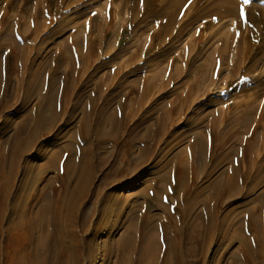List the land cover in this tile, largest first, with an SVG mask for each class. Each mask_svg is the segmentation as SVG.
Listing matches in <instances>:
<instances>
[{
	"label": "bare ground",
	"instance_id": "6f19581e",
	"mask_svg": "<svg viewBox=\"0 0 264 264\" xmlns=\"http://www.w3.org/2000/svg\"><path fill=\"white\" fill-rule=\"evenodd\" d=\"M7 1H9L8 4L11 3V0ZM2 2L3 0H0V3ZM240 2L241 0H158L156 7L149 11L147 15L160 18L157 29L160 31L159 43L164 47V55L182 47L177 41L187 31L184 24L195 19L208 18L205 19L206 21H201L195 35L196 42L202 44L198 57L207 53L205 52L207 50L210 57L215 52V57L211 64L200 61L196 63V66L191 67V71L196 74L192 81H189L188 87L180 94L178 92L177 97L169 101L170 111H166L154 122L143 126L141 124L144 123L146 116H149L154 109L145 108L142 103L155 86L154 75H148V77L152 76L148 80L141 78L143 82L141 86L138 84L137 101L130 99L126 94L128 92L125 93L124 89V92L122 91V87L125 88L127 85L130 86V89L127 88L129 91L134 89L136 87L134 85L140 82L136 79V84L131 79L118 82L112 87L109 86L110 88H105L101 84L97 90L87 89L88 81H91L93 75L96 76V72L86 81L78 78H81L80 75H83L81 73L86 69L85 57L89 54H86L88 50L85 51L86 55L81 57L83 53L79 54L80 51L78 53L75 48L77 59L83 58V64L77 67L78 71H76L75 63L72 64L69 54H66L68 49L62 52L66 48L63 41L67 40L68 36L63 37L62 42L59 41L64 44H62L64 47L62 51L58 46V49L54 51L51 48L44 51L39 46L40 34L38 37L36 35L37 31L41 33L46 29L43 27L45 24L35 21L32 27L34 35L31 39H27L28 26L31 23L28 25L29 21L26 24V20H23L24 23L19 20L20 18H15L21 21V30L17 29L21 36L16 34L14 36L13 29L15 25L18 26L17 21L11 23V18L8 16L10 14L0 9L2 11L0 22V264H98L93 257L96 252L107 256L102 264H213L216 257L222 258L227 253L226 248L224 251L221 250L222 247L216 248L211 255H208L209 247L215 239L218 240V246H221L224 241L231 244L234 240H238L241 245L242 239L245 246V259L247 257L251 264H264V195H260L253 205L246 206L245 220L235 219L234 215L239 210L221 212L222 204L243 191L239 173L241 160L247 165V183L251 181L257 184L264 179V152L256 154L257 156L252 160L253 154H249L246 149L242 150V138L237 137L239 136L237 133L242 131V126L244 133L246 131L248 133V130H245L246 124L253 120L256 110L261 112L262 109L259 108L262 106L257 107L258 109L256 106L250 107L253 97L246 101L235 100L234 92H228L219 98L220 101L225 100L228 95H231L227 97L228 99L233 98L227 99L229 102H225L221 108V117L218 115L219 118L214 117L213 120L211 118L208 124L202 125L205 117L213 111H203V107L209 104L208 101L205 105L203 104L204 106L196 105V97H198L196 92L200 89L203 80L209 76L208 80L211 84H215L216 81L226 83L233 73L235 74V68L241 66L242 22L240 18L241 11L245 8L239 5ZM254 3L257 5L251 6L259 9L263 14L260 8L264 2L254 0ZM61 7L62 5H59L57 9L60 10ZM41 13L43 15V12ZM226 16L236 17L238 20L233 30L232 26L231 30L229 28L230 31L221 30L224 22H218V20ZM59 19L57 23L60 24L63 19ZM80 27L81 31L84 29V24ZM207 28L211 29L208 33L204 31L207 33L205 35L203 30ZM59 32L54 27L50 31V36L54 37ZM85 33L82 35L81 32V37L80 35L71 37V41L75 42L73 44L85 42ZM80 38L82 40L78 42ZM211 40H220L224 46L215 50ZM45 43L51 44L52 38ZM227 43L234 46V51L229 54L226 51ZM263 45L264 43L258 46ZM78 46L79 44L76 47ZM108 47L109 43L106 48ZM69 48L71 50V47ZM260 50L255 52V58L263 52ZM9 52L14 53L11 68L8 64ZM187 60L189 61L186 59L185 62H188ZM87 61L89 63V59ZM173 64L174 60L169 66L170 70H173ZM48 66L50 67L46 70ZM223 70L230 72L229 75L225 76L222 73ZM76 72L79 73V77L75 75ZM173 72H168L169 75L164 78V81L177 79L180 74ZM83 76L85 78V73ZM144 77L146 78L147 75ZM133 94L136 93L133 92ZM32 96L36 98L35 102L24 108ZM19 102L20 104L14 110H9ZM77 113L79 121L70 134L58 130L63 122ZM212 115L214 116V113ZM181 121L190 123L192 127L189 133L184 132L189 135L185 152L175 153L173 165L156 174L149 180L146 188L138 192L140 195L148 192L152 202L161 206L162 213L160 215L148 213L146 206H149L150 202L145 199L142 201L144 209L141 215L137 216L134 201L130 203L124 216L122 207L124 196L118 193L106 196V187L110 183L116 184L133 177L135 172L148 164L152 158H156L158 154L156 151L166 136H170L173 140L183 139L184 133H180L178 137L177 134H169L170 128ZM10 128L12 130L9 134L7 132ZM51 132H54L52 137L55 144L51 142L49 144L54 149L48 155L40 157L39 153L47 149V142H43L42 145L40 143ZM247 133L245 137L248 136ZM92 135L93 142L89 139ZM107 141L111 143L112 148L107 152L101 151ZM121 141L120 150L114 148ZM136 143L140 146H135ZM37 147L38 151L32 156L39 161L33 162L30 159L26 161ZM163 149L164 147L161 148ZM166 153L167 151L163 152V155ZM109 158L112 159L111 163L108 162ZM223 162L230 163L228 171H225L218 179L207 183L203 188L192 189L191 185L196 180L197 174L211 173L212 168ZM48 167L52 168L53 174L51 177L44 178L46 187L41 188L37 195L26 201L31 196L29 187L33 184L32 182L41 179L42 172ZM105 168L108 170L105 171ZM98 173L101 174V178L94 182ZM173 182L174 185L177 184L176 193L169 199L168 195ZM131 185L132 182L127 186ZM252 188L253 186L249 187L247 192ZM86 199L91 201L85 206ZM197 205L200 209L194 211ZM122 215L124 217L121 221ZM109 217L113 218V221L109 222L107 219ZM118 220L121 221L119 228L122 229L118 237L108 239L101 247H98L97 233L107 229L108 236L111 237L117 230ZM101 223L105 226L102 227ZM245 223L249 224V236L241 234V227L243 228ZM234 224L235 227H232ZM226 256L229 257L223 261V264H245L241 263V251L238 253L230 251Z\"/></svg>",
	"mask_w": 264,
	"mask_h": 264
},
{
	"label": "rangeland",
	"instance_id": "374dc122",
	"mask_svg": "<svg viewBox=\"0 0 264 264\" xmlns=\"http://www.w3.org/2000/svg\"><path fill=\"white\" fill-rule=\"evenodd\" d=\"M259 1L264 2V0H259ZM8 2L9 1H7V0H3V2L0 3V7H1L0 9L3 10L4 12H7V14H10L8 16H9V18H11L10 19V22L12 21L11 23H15L16 19L17 18L19 19V17L21 20H24V19L26 20L27 18L32 17V13H30V12H32L31 8L34 5V2L32 0H29L27 2L25 0H23V1L22 0H11V3H9V4H8ZM157 2H158V0H60V1L59 0H42V1L36 0L37 4L35 3V6L46 11V14L43 16H37V14H35L33 16V18L35 20H38V21L40 20V21L44 22L43 24H45V25H43V27L46 28L44 31H42V33H41L42 35L39 33L40 34L39 35V38H40L39 41L41 40L40 41L41 43H39V46L42 47L44 49V51H47L49 48H51L54 51V50H56V48L58 49V47H60V50L62 51V49H64L63 43L65 42L66 48L62 52H66V50L68 49L66 54H69L68 57L71 58L70 60L73 61V62L71 61L72 64L75 63L74 64L75 69L83 64L82 63L83 58H81V57H83V55L85 54V51L88 50V51H86V54L87 53H89V54H87V55L85 54L86 55V57H85L86 61L85 62H87V64L85 63L86 69L84 72L81 73L83 75L85 73V78L83 75L82 76L80 75L81 78H78L79 77L78 72H76V74H75L78 76L77 77L78 79L86 81L90 76H92L96 72V76L93 75L91 77V81H88L87 89H89V88L94 89L95 88L97 90L98 87L101 86V84L104 85L105 88H110L118 82H122L124 80H131V79H133L134 80L133 82H135V79H136L137 82H139V80H140L139 83H137V84H136V82L134 83V84H136L134 86H136L137 89L135 87L134 89L129 91L130 86L127 85V86H125V88L122 87V91L124 92V90H125V93L128 92L126 94L130 99L133 98L134 100H136V99H138V96H139V92L137 91L138 87H139V85L141 86L142 82H143V81H141V78L144 80H148V79H151V77L154 75L156 77V79L153 81V83H155L154 84L155 86L152 88V90L149 92L148 96L146 97L148 100L144 99L145 101L142 102L144 104L143 106L145 108L150 107V108H154V109H153V112L151 114H149V116H146L145 121H144V123L141 124V126H143L144 124H147V123H151L152 121L154 122L157 118H159L166 111H170L169 107H168L169 101L170 100L172 101L173 98H176L178 95V92L180 94V92H182L184 89H186L188 87V84L192 81L193 77L196 74V73L194 74V72L191 71L193 66H196V63L198 64L200 61H205V63L207 62V63L211 64V62L214 61V57H215V54H214L215 52L213 53L212 57L209 56V52H208L209 50L205 51L207 53H205L204 55L198 57L200 54L202 44L196 42L195 35L197 34V31L199 30L198 27L201 25V21L202 22L206 21L205 19H208V18H203V20L195 19V20H192V22L188 21L187 24H184L185 29L187 28L186 29L187 31L185 30L186 33L183 34L181 36V38H179V40L177 41L179 46H182L183 49H182V47L177 48L179 51H175V50H177V49H175L173 52L169 53L168 55L166 53L165 54L166 56H165L163 54V48L164 47L162 46V44L159 43L160 31H158V29H157L158 25H159L158 22L160 21V18L147 15L150 10H152L156 7ZM246 2H249V3H246ZM3 3H4V6H3ZM29 3H32V4L30 5ZM26 4L29 6L27 7ZM253 4H256V3H254V0H241V2L239 3V5H241V7L243 6L245 8L244 10L241 11L242 14H241V18H240L241 22H242L241 23V63H240L241 66L235 68V71H234L235 74L233 73V75L231 76L232 79L231 78L228 79L226 81V83L216 81V83L215 84L212 83L213 84L212 85L211 82L208 80L209 79V76H208V78L206 80H203V82L201 83L200 89L196 92V95L198 96V97H196V100H197L196 105L202 104V106H204L206 104V102L208 101L209 104L203 107V111H205V112L206 111L207 112L213 111L210 115L205 117L202 125H204L205 123L208 124V122L211 121V118L213 120L214 117H216V118H219V116L221 117V115H222L221 114L222 113L221 108L225 105V102L227 103V102H229L228 101L229 99L232 100L233 98L232 99L227 98V97H230L231 95L230 96L228 95L226 97V99L222 100V101H220L219 98L223 95L225 96V93L227 94L228 92L229 93L234 92V94L236 95V97H234L235 100L241 99V101H246V100L250 99L251 97H253L254 98L253 102H250V104H249L250 107L255 108V106H256V109H258L257 107L262 106L261 108H259V109H262L261 112L259 110L258 111L256 110V113L254 114V117H253V120L255 118L254 122H253V120H251L250 122H248V124H246L245 130L246 129L248 130L249 134L246 131L248 136L246 135L247 137H245L246 133H244V127L243 126L241 127L242 131L240 133L239 132L237 133V135H239L237 137L239 138L241 136V138H242L241 139L242 150L246 149L247 152L249 151V154L252 153L253 154L252 160L260 152L261 153L264 152V146H263L264 145L263 144L264 143L263 142L264 141V127H263L264 124H262V122L264 123V79H263L264 78V67H263L264 66V45L262 47L258 46V45H261L264 43V13L262 14L259 9L251 6ZM59 5H62L60 10L57 9V7ZM260 9L264 12V5ZM20 14H22V15H20ZM1 16H2V11H0V22H1ZM63 16H65V17H63ZM58 19L59 20L63 19V21L59 24V23H57ZM65 20H67V22ZM2 21H3V19H2ZM83 22H84V27H83L84 29H81V31H80L79 27L83 25ZM103 22H104V24H103ZM218 22H224V26H223V28H221V30L226 31V30H229V28L231 30V26H232V30H233V28H235V26H236L235 23H237L238 20L236 19V17L233 18L231 16H226V17L218 20ZM11 23L8 24L9 28H10ZM54 27H56V29H58V31H60V32L57 33L54 37H51L50 31H51V29H54ZM209 29H211V28H209ZM209 29L207 28V29L203 30V32L206 31L208 33ZM79 32L80 33L82 32V35L86 32L85 33V42L81 41L82 38H80L78 40V42L81 41V43H78L79 46L77 48L76 46L78 44L74 45L73 43H75V42L71 41V37H75L77 35L79 36L80 35ZM206 32H204V33H206ZM192 33H193L194 37L192 36ZM207 33L205 35H207ZM30 36H31L30 34L27 35L28 38ZM42 36L44 37V39ZM65 36H68L69 39L67 37L68 42L65 39V41H63V43H62L63 45H62L59 41L62 42V38ZM80 37H81V35H80ZM115 37L120 38V43L116 46H115V44H113L110 41L112 38H115ZM49 38L50 39L52 38V43L46 44L45 42H46V40L48 41ZM86 41H87V43L88 42L89 43L87 44ZM189 41H191V43H189ZM211 42H212L211 44L213 46H215V50H217L221 46H224L223 45L224 43L222 44L220 40L219 41L211 40ZM54 43H56L55 44L56 46L53 45ZM70 43L73 45L71 46ZM108 43H109V47L106 48L108 46ZM188 43H189V45H188L189 47L187 46ZM69 47H71V50H69L70 49ZM79 47L81 48V50L82 49L83 50L82 51L79 50L80 49ZM193 47H194V49H193ZM75 48H76V50H78V53L80 51L79 54L83 53L80 57V60L77 59V55H75L76 54V51H74ZM187 48H189V49H187ZM90 49H91V51H89ZM107 49H109V50L107 51ZM185 49H187V50H185ZM258 49H261L260 52H262V50H263V52H262L263 54L260 53L261 56L258 55L259 58H258V56H256V58H255V52ZM72 50H73V52H72ZM226 51L228 52V54L230 52L234 51V46L227 43ZM179 53H181V55ZM59 54L57 56H59ZM175 55H177V56H175ZM13 56H14L13 52L8 53V64H9L10 68L12 66V62L14 59ZM88 59H89V63L87 61ZM186 59H189V61L187 60L188 62H185ZM173 60H174V64L172 66L173 70H170L169 66ZM175 60H177V61L175 62ZM104 61H105V63H104ZM191 61H193V62H191ZM256 64H258V65L256 66ZM188 65H191V66H188ZM50 66H48L46 70H48ZM118 66H119V68H117ZM180 67H181V70H180ZM115 68H116V70H115ZM175 68H177V69L175 70ZM118 69H120L118 71L120 74L118 72H115ZM163 69H165V71ZM76 71H78V68L76 69ZM168 72L178 73L180 75L178 76L177 79L175 78L174 80H171L172 82L166 81L167 79H165V81H164V78H166V76L169 75ZM222 73L225 74V76H227V75H229L230 72L228 73V71L223 70ZM222 73H221V75H222ZM261 73H263V74H261ZM107 75L109 78L106 77ZM146 75H147V77L145 78L144 76H146ZM148 75L149 76L152 75V76L148 77ZM156 75H158V77ZM259 75H261V77ZM159 76H160L161 80L159 79ZM115 77H116V80H115ZM261 79H262L263 83H261L262 82V81H260ZM100 81H101V83H100ZM209 86H211V87H209ZM239 86H241V87H239ZM128 87H129V89H127ZM253 88H255L257 92ZM159 91H161V92H159ZM129 92H130V94H129ZM133 92H135L136 94L138 93L137 96H136V94H133ZM254 92H256V93L254 94ZM35 100H36V98H34V96H32V98L30 100H28L27 103L24 105V108L26 107V105H27V107L32 105L35 102ZM19 104H20V102L16 103L13 107H10L9 110H14V108H16L17 105H19ZM258 104H259V106H258ZM196 105H194V107ZM216 110H218V111H216ZM215 112H217V113H215ZM5 113H7V112H5ZM9 113H11V112H9ZM9 113H7V114H9ZM213 113H214V116L212 115ZM7 114H5V115H7ZM259 114H261V115H259ZM260 118H261L262 122L260 121ZM78 121H79V114L77 113L73 117H71L70 119L63 122L61 124V126L58 128V130L60 129L61 132L66 131L70 134V131H72L77 126ZM199 127H196V128H199ZM247 127L250 129H248ZM191 129H192V127L190 126V123L186 124L183 121L176 122V124L170 128L169 134L174 133V135L177 134V137H178L180 135V133H184V132L189 133V131H191ZM11 130H12V128H10L9 132H7V133L10 134ZM140 131H142V130H140ZM260 131H261V134H260ZM52 133H54V132L47 134L45 136V138H43V140L41 141L40 145H42L43 142H47V144H46L47 149L45 151L42 150V152L39 153L38 156H40V157L46 156L54 149V147L50 146V144H49V142H51L52 144H55L54 138L52 137L53 136ZM185 133H184L185 137L183 139L173 140V138H170V136L169 137L166 136L164 138V142H162L159 145V149L156 151V153H158L156 158H154V159L152 158V160L149 163L147 162L148 164H146L143 168H141L140 170L135 172L133 177L119 181L116 184L110 183L106 187V190H105L106 196L117 194V193L122 194L124 196L123 199H125V200H123V203H122L124 216L127 213L128 206L130 205L131 202H134V201L136 203V206H135L136 214H137V216L141 215V213L144 209V206L142 207V201L145 199H147L150 202V205L146 206V210L148 213H150V214L153 213L155 215H160L162 213L163 209L161 208V206H159L155 202H152V200H151L152 198L149 197L148 192H146L145 194H142V195L138 194V192L141 191L142 189H145L149 180H151L154 176H156V174H158L162 170L167 169L170 165L172 166L173 162H174L173 159H175V155L177 153H180V152L184 153L185 152L184 149H185V146L187 145L186 143H187V140L189 137V135L185 134ZM174 137H176V136H174ZM89 139H90V141L93 142L94 136L93 135L90 136ZM251 140L253 141V143H251L252 145L249 143V142H252ZM259 140H260V142H259ZM121 144H122V141L117 143L116 147H114V148L120 150ZM135 146H140V144L136 143ZM162 147H164L163 150H161ZM111 148H112L111 143H109L107 141L105 146L103 148H101V151L107 152ZM254 148H256V149H254ZM37 151H38V147L35 148L33 150V152H31V154L29 155V157L27 158L26 161H28V159H30L33 162H38L39 160L38 159L35 160V157L32 156ZM94 151L96 152L97 149L95 148ZM166 151H167V153L165 155H163V152L165 153ZM254 151H255V153H254ZM112 157H114V155H112ZM108 162L111 163L112 159L109 158ZM197 163H198V161H197ZM229 164H230L229 162H223V163L217 165L216 167L212 168L211 173L208 172V173L203 174V175L197 174L196 180L191 185L192 189L193 188H196V189L203 188L210 181L218 179V177L220 175H222L225 171L229 170V166H230ZM51 169H52L51 167L45 168L41 174L42 178L39 179L38 181L35 180L34 182H32L33 184H31V186L29 187V192H30L31 196L26 201H28L32 196L37 195V192H39V190L41 188L46 187V184L44 183V178L47 176H50V177L52 176L53 170H51ZM107 170H108V168H105V171H107ZM40 171H42V170H40ZM239 171H240L239 173L241 174V183H242V188H243L242 190L243 191H242V193H240L241 195L240 194L236 195V197L231 198V199L227 200L224 204H222L221 212H223L225 210H231V211L236 212L239 210L238 213L235 214L234 216H235V219L241 218V221H242V220H245V218H246V215H245L246 206L253 205L254 203L257 202V198L260 195H264V179H263V181H261L257 184H254L249 180H248L249 182L247 183L246 182V178H247L246 174L248 173L247 172V165L242 160L240 162ZM252 173H254V172L252 171ZM138 175H140L139 178L135 179ZM20 178H21V171L18 175L19 180H20ZM100 178H101V174L98 173L94 179L95 180L94 182H97ZM130 182H132V185L130 187H128L127 185ZM176 183H177V181H176ZM252 186H253V188L249 192H247L248 188L252 187ZM176 188H177V184L174 185V182H173L172 188H170L169 195H168L169 199H170V197L175 196ZM134 193H136V194L134 195ZM90 201H91L90 199H86L85 200V206L88 205L90 203ZM199 209H200V206L197 205L195 207L194 211H197ZM123 215L120 217V220L123 219L122 218V217H124ZM107 219H109V222L113 221V218H111V217H109ZM121 221L119 222V220H118V223H117L118 227H117V230L112 234L113 236L112 235H111V237L108 236L109 234L107 233V229H103L102 231L97 233L96 243H97L98 247H101L103 242H105L106 240L116 239L113 237H118V235L122 231V229L119 228ZM101 225H102V227L105 226L104 223H101ZM232 227H235V224ZM248 228H249V224L245 223L243 225V228L241 227V234L245 235V236H249L250 232H249ZM218 244L219 243H218L217 239L212 241V243L209 247L208 255H211L212 252L216 248H222L223 247L221 250L224 251V249L226 248V250H227L226 255L230 251H234L236 253L241 251V263L251 264L250 260L247 259V257L245 259V255H246L245 249H244L245 246L243 245L244 243H243L242 239H241V245H240L238 240H234L231 244H229L227 241H224V243L221 244V246H218ZM97 250L99 251V249H97ZM226 255L222 258L216 257V260L213 262V264H223V261L227 260L229 257ZM93 257L95 258V260L97 261L98 264H102V261L104 260V258H107V256L101 252L100 253L99 252L94 253Z\"/></svg>",
	"mask_w": 264,
	"mask_h": 264
},
{
	"label": "crops",
	"instance_id": "0c3cea01",
	"mask_svg": "<svg viewBox=\"0 0 264 264\" xmlns=\"http://www.w3.org/2000/svg\"><path fill=\"white\" fill-rule=\"evenodd\" d=\"M25 1H26V0H25ZM27 1H29V0H27ZM27 1H26V2H27ZM32 1L36 3V0H35V1L32 0ZM35 3H34V4H35ZM34 6H35V5H34ZM34 6H32L33 9L35 8L34 10H32V17H31L32 20H31L30 18H28L29 20L26 19V21H25L26 24H27V22L29 21L28 25L31 23L30 26L27 25L28 28H29V29H28V30H29V31H28V35H29V34L31 35L29 38L27 37V39H31V38L33 37V35H34V31L32 30V27H33V24H35L34 22L37 21V20H35V19L33 18V16H34L35 14H37V16H43V15L46 14V11H45V10H43V9H41V8L39 9L38 7H36V6L34 7ZM32 8H31V9H32ZM38 9H39V10H38ZM42 10H43V11H42ZM35 11H36V12H35ZM41 12H43V15H42ZM44 12H45V14H44ZM30 13H31V12H30ZM33 13H34V14H33ZM19 18H20V17H19ZM17 19H18V18H17ZM19 20H21V19H19ZM19 20H16L18 26L16 25V27L13 29L15 32H13V30H12L14 36H16V35H20V33H19L18 31L21 30V29H20V28H21V27H20V25H21V24H20L21 21H19ZM24 20H25V19H24ZM22 21H23V20H22ZM32 21H33V22H32ZM39 21H40V20H39ZM18 22H19V23H18ZM23 22H24V21H23ZM25 22H24V23H25ZM24 23H23V24H24ZM40 23L43 24L42 21H41ZM26 24H25V25H26ZM83 24H84V22H83ZM18 27H19V28H18ZM17 29H19V30L17 31ZM30 31H31V32H30ZM32 31H33V32H32ZM29 32H30V33H29ZM37 32H38V34H37L36 36L38 37L40 31H37ZM18 33H19V34H18ZM41 33H42V32H41ZM41 33H40V34H41ZM15 34H16V35H15ZM20 36H21V35H20ZM38 38H39V37H38ZM111 41H112V43L115 44V46H116V45H118V44L120 43V38H119V37H117V38L115 37V38H112Z\"/></svg>",
	"mask_w": 264,
	"mask_h": 264
}]
</instances>
